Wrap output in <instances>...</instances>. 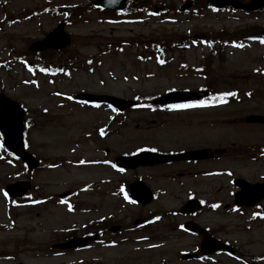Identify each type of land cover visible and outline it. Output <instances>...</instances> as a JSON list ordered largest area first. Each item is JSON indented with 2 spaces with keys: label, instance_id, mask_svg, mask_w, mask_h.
I'll use <instances>...</instances> for the list:
<instances>
[{
  "label": "rangeland",
  "instance_id": "obj_1",
  "mask_svg": "<svg viewBox=\"0 0 264 264\" xmlns=\"http://www.w3.org/2000/svg\"><path fill=\"white\" fill-rule=\"evenodd\" d=\"M91 1L0 0V92L26 109L25 146L43 161L28 175L0 147V264H264V200L250 208L232 206L236 177L264 181V124L243 121L246 115L264 114V77L253 73L264 65V45L252 42L243 49L224 50V77L215 73V79L238 91L225 95L228 100L219 107L159 113L143 102L145 106L118 116L103 106L72 101L79 91L106 90L146 100L170 86H196L199 79L179 77L172 64L158 69L151 61L139 62L136 56L149 55L143 43L183 38L195 26L204 32L264 26V12L204 10L175 24L151 19L147 24L114 25L103 20L105 14L88 7ZM167 1L146 0L157 6ZM64 20L71 44L60 51H45V68L30 71L26 63L33 56L28 46ZM121 40L129 44L114 49ZM171 52L184 54L192 63L206 48ZM120 119L126 121L113 122ZM107 121L112 122L109 133L98 139L96 128ZM140 147L164 151L222 147L226 151L211 160L128 172L124 175L128 181L142 175L155 192L156 199L140 206L122 197L119 175L98 162L104 158V148L112 158ZM18 179H30L34 199L15 202L5 195L4 186ZM64 191L69 196L58 200ZM45 196L49 197L44 203L37 199ZM189 196L203 202L190 218L233 245L236 255L180 259L200 243L199 235L181 227L188 216L179 209ZM99 218L121 226L107 234L110 241L105 246L54 252L51 245L63 240L65 231H80Z\"/></svg>",
  "mask_w": 264,
  "mask_h": 264
},
{
  "label": "water",
  "instance_id": "obj_2",
  "mask_svg": "<svg viewBox=\"0 0 264 264\" xmlns=\"http://www.w3.org/2000/svg\"><path fill=\"white\" fill-rule=\"evenodd\" d=\"M104 1V2H103ZM117 0H97V3L102 7H122L123 0H118L120 3H114ZM212 2L217 6L230 4L234 8H244V9H256L258 7L264 6V0H252L249 3L243 4L237 0H212ZM63 23H60L55 29H53L45 38L34 42L30 49L32 50H42L46 48H60L64 47L69 43V36L63 32ZM81 99H86L89 101H106L117 106L120 110L125 109L132 104L131 101L122 100L113 96L107 95H93V94H79L77 96ZM197 94L193 92H178L171 93L155 99L156 102H171L176 100H186L197 98ZM23 110L18 105L17 102L7 98L4 94H0V131L4 138L5 148L13 153L15 156L24 161L28 168H34L37 166L38 161L23 148L22 143V126H23ZM246 121H264L261 116H247ZM217 153L222 152V150H216ZM211 153L207 150L191 151L187 153H181L177 155H165L151 152H141L134 156H121L118 158V162L123 166L135 167L138 164L151 165L154 163L169 161L173 158L177 159H187V158H204L209 157ZM237 186L241 189L235 193L234 203L236 205H251L257 200L264 197V183H254L250 184L244 180L238 179L236 182ZM29 188L28 181H16L14 183L8 184L6 189L12 196H20L27 191ZM131 195L139 200L142 204L147 203L151 200V192L148 187H146L142 182L135 181L129 186ZM200 206L195 200H189L182 211L192 212L199 209ZM187 229L199 232L202 235L201 251L203 253H209L215 250H229L233 251L231 247L221 243L217 239L212 238L206 232V230L200 228L192 221H188L184 225ZM115 230V227L112 228ZM94 237L88 238H78L73 239L67 243L56 244L55 247H75L85 244L88 240ZM192 255H183L182 258H190Z\"/></svg>",
  "mask_w": 264,
  "mask_h": 264
},
{
  "label": "snow or ice",
  "instance_id": "obj_3",
  "mask_svg": "<svg viewBox=\"0 0 264 264\" xmlns=\"http://www.w3.org/2000/svg\"><path fill=\"white\" fill-rule=\"evenodd\" d=\"M260 42L264 43V38H261ZM223 95H235V93H225ZM69 99H71V97H69ZM210 99H215V97H212ZM208 103H209L208 100H195V101H188L185 103L169 104V105H166L165 107L170 108V109H188V108H195V107H203V106H206ZM139 106H145V105H139ZM146 106L151 107L150 105H146ZM101 133L103 134V130H101ZM138 151H140V149H138ZM150 151H156V149H150ZM120 171H123V169H120ZM5 195H7V193H5Z\"/></svg>",
  "mask_w": 264,
  "mask_h": 264
},
{
  "label": "flooded vegetation",
  "instance_id": "obj_4",
  "mask_svg": "<svg viewBox=\"0 0 264 264\" xmlns=\"http://www.w3.org/2000/svg\"><path fill=\"white\" fill-rule=\"evenodd\" d=\"M141 0H135V1H129L128 2V6H133L134 4H139ZM182 62H187L185 60H183L181 57L179 60H176L175 61V66L173 67L175 71H178V72H184V71H187L188 70V66L187 64H181ZM126 184L122 183V186H126ZM107 223L103 222V221H99L98 222V225H97V229H98V232L100 233V230L104 229L106 230L107 229ZM93 231H96L95 228ZM101 234V233H100Z\"/></svg>",
  "mask_w": 264,
  "mask_h": 264
}]
</instances>
